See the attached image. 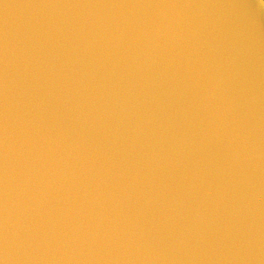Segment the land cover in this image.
I'll return each instance as SVG.
<instances>
[{
    "label": "water",
    "instance_id": "95a60500",
    "mask_svg": "<svg viewBox=\"0 0 264 264\" xmlns=\"http://www.w3.org/2000/svg\"><path fill=\"white\" fill-rule=\"evenodd\" d=\"M0 264H264V0H0Z\"/></svg>",
    "mask_w": 264,
    "mask_h": 264
}]
</instances>
